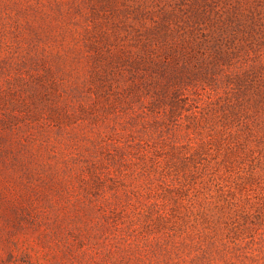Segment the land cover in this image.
<instances>
[{"label": "rangeland", "instance_id": "374dc122", "mask_svg": "<svg viewBox=\"0 0 264 264\" xmlns=\"http://www.w3.org/2000/svg\"><path fill=\"white\" fill-rule=\"evenodd\" d=\"M0 264H264V0H0Z\"/></svg>", "mask_w": 264, "mask_h": 264}, {"label": "trees", "instance_id": "16d2710c", "mask_svg": "<svg viewBox=\"0 0 264 264\" xmlns=\"http://www.w3.org/2000/svg\"><path fill=\"white\" fill-rule=\"evenodd\" d=\"M101 53V52H100ZM103 77V76H102ZM102 77H100V79H102Z\"/></svg>", "mask_w": 264, "mask_h": 264}]
</instances>
